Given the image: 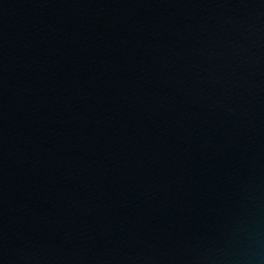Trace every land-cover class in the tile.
Wrapping results in <instances>:
<instances>
[{"label": "water", "instance_id": "water-1", "mask_svg": "<svg viewBox=\"0 0 264 264\" xmlns=\"http://www.w3.org/2000/svg\"><path fill=\"white\" fill-rule=\"evenodd\" d=\"M0 264H264V0H0Z\"/></svg>", "mask_w": 264, "mask_h": 264}]
</instances>
